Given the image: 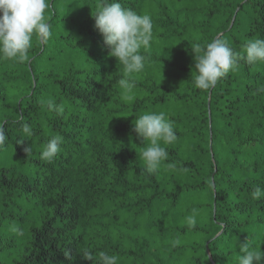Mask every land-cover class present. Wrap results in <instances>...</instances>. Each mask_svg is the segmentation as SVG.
<instances>
[{"label":"trees","instance_id":"obj_1","mask_svg":"<svg viewBox=\"0 0 264 264\" xmlns=\"http://www.w3.org/2000/svg\"><path fill=\"white\" fill-rule=\"evenodd\" d=\"M48 2V41L33 37L24 62L0 58V264H95L101 251L117 264H238L245 239L264 249V197L251 195L264 187V61L245 51L264 38V0H121L153 23L130 102L94 27L102 0ZM214 38L238 63L200 90L192 48ZM148 112L177 133L152 174L132 131ZM56 135L60 152L40 159Z\"/></svg>","mask_w":264,"mask_h":264},{"label":"clouds","instance_id":"obj_2","mask_svg":"<svg viewBox=\"0 0 264 264\" xmlns=\"http://www.w3.org/2000/svg\"><path fill=\"white\" fill-rule=\"evenodd\" d=\"M48 8V0H0V58L24 62L32 48L33 37L41 42L48 41L52 34L50 23L45 17ZM94 17V27L102 35L104 45L110 49L109 55L117 58L123 65V76L118 81L123 89V99L125 102L133 101L136 86L133 74L142 72L149 59L141 49L150 46L152 19L148 14L141 15L124 7L121 0H102ZM192 49L196 69L194 76L192 73V81L197 89L208 90L237 66L238 55L221 38H214L203 48L196 46ZM245 51L250 64L264 61V38L247 41ZM48 107L53 111H63L62 105L51 100L48 101ZM132 131L142 144L148 145L139 153L144 163L143 170L148 174L157 172L169 155L160 142L171 145L177 140L173 121L164 112H148L136 116ZM22 133L31 136L33 129L28 123H24ZM7 139L5 128L0 126V147L4 146ZM61 144L62 138L53 136L44 145L40 159L53 160L60 152ZM172 166L174 165H169ZM251 195L254 199L264 197V187H254ZM195 212L196 209H193V215L187 217L189 228L197 225ZM12 230L20 232L15 226ZM178 243L179 241H174V245ZM239 248L238 264H261L264 261V249H258L249 239L240 242ZM83 258L92 262L94 260L91 252L83 253ZM95 264H117V256L101 251Z\"/></svg>","mask_w":264,"mask_h":264}]
</instances>
